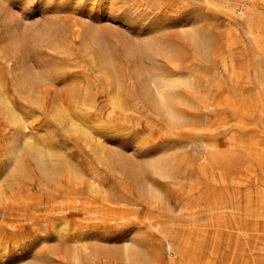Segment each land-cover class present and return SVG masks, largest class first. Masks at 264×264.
Segmentation results:
<instances>
[{"label":"rangeland","instance_id":"rangeland-1","mask_svg":"<svg viewBox=\"0 0 264 264\" xmlns=\"http://www.w3.org/2000/svg\"><path fill=\"white\" fill-rule=\"evenodd\" d=\"M135 64L187 79L174 120L139 94ZM0 97V264H264V0H0ZM31 149L79 179H46Z\"/></svg>","mask_w":264,"mask_h":264},{"label":"bare ground","instance_id":"bare-ground-1","mask_svg":"<svg viewBox=\"0 0 264 264\" xmlns=\"http://www.w3.org/2000/svg\"><path fill=\"white\" fill-rule=\"evenodd\" d=\"M86 25H87V23H86ZM76 28H77V26H76ZM82 29V28H81ZM87 29V28H86ZM99 29V28H98ZM78 30V29H77ZM83 30V29H82ZM95 30V29H94ZM94 30H93V28L91 27V26H89V28H88V30L86 31L87 33L84 35V36H82L81 38H82V40L81 41H83V44L84 45H88L90 42H93V43H95V42H97V43H99L98 42V40H97V36H96V33L94 32ZM96 31V30H95ZM192 33V32H191ZM190 33V34H191ZM200 32H194V33H192V34H198V35H201V34H199ZM80 31L78 32V35H77V37H79L80 35ZM99 34V33H98ZM197 35V36H198ZM195 36V35H194ZM77 39H79V38H77ZM200 39V38H199ZM202 42V41H201ZM198 43H200V41L198 40ZM92 45H94V44H92ZM97 45H99V44H97ZM202 45V44H201ZM102 46V45H101ZM139 46V45H138ZM137 45H135V44H133V43H129V44H127L126 45V47L125 46H123L124 48H125V52H124V54L126 53L127 54V56H129L130 58H132V59H138V54H139V47H138ZM18 47V46H17ZM16 47V48H17ZM90 47V46H89ZM103 47V46H102ZM200 47V46H199ZM88 48V47H87ZM201 48H204L203 47V45H202V47ZM200 48V49H201ZM205 48H207L206 46H205ZM144 51L146 52V47H144ZM15 50V49H14ZM89 50H90V48H89ZM92 50V49H91ZM104 50V48L101 50V52ZM95 51V50H94ZM16 52H18V51H16ZM97 52V51H96ZM95 52V53H96ZM109 52V51H108ZM23 54V53H22ZM97 54V53H96ZM100 56H102V63L103 64H101V65H103V66H105V68L107 69H111V67L112 66H114V65H112L111 64V62H110V60H107L106 58H105V56H104V54L103 55H100ZM107 56H108V54H107ZM23 58V57H22ZM24 60H25V58H24ZM22 61V60H21ZM25 62V61H24ZM21 63V62H20ZM22 64V63H21ZM114 64V63H113ZM144 64V63H143ZM23 66H25V64L23 65L22 64V67ZM100 66V65H99ZM22 67H20V68H22ZM27 67H28V65H27ZM115 67V66H114ZM24 69V68H23ZM143 69V68H142ZM141 69V67H139V65L138 64H135L134 66H133V69H132V73H133V75L135 76V82L137 83L136 85H138V88H139V94L145 99V100H147L148 102H150L153 106H154V108H156L157 110H159L160 112H162L165 116H167L170 120H174V115H175V102H176V100L174 99V95L177 93V92H179V89H180V86L181 85H186L187 86V84H188V81H186L187 79H185L184 78V80H185V82H183V83H181L178 79H173V78H168V77H165V76H160V75H145L144 73H143V70ZM18 70V69H17ZM22 71V70H21ZM20 71V72H21ZM16 75H17V72H16ZM19 75V74H18ZM28 75V74H27ZM132 75V76H133ZM33 76V75H32ZM44 76H45V74H44ZM109 76V75H108ZM111 77V76H110ZM109 78V77H108ZM107 78V79H108ZM21 80V79H20ZM116 80V79H115ZM118 82V81H117ZM20 83V82H19ZM23 83V82H22ZM112 83H115V82H112ZM110 84L111 86H110V89H111V92H110V94L112 93V92H115V93H117L118 94V92L120 93L121 92V87L120 86H118V85H114V84ZM132 83H133V81H132ZM108 84V83H107ZM118 84V83H117ZM134 85V84H133ZM24 86V85H23ZM26 89H27V91H30V93L29 94H34L33 92H34V89H33V87H25ZM23 89V88H22ZM37 89V88H36ZM48 89H49V87H48ZM47 89V90H48ZM49 91V90H48ZM32 92V93H31ZM35 93H36V91H35ZM44 93H46V92H44ZM114 93V94H115ZM113 94V95H114ZM121 94V93H120ZM35 95V94H34ZM39 97H40V95H38ZM110 96V95H109ZM111 97V96H110ZM117 97H118V95H117ZM116 96H115V98H117ZM1 98V97H0ZM111 99H112V97H111ZM119 99V98H118ZM118 99H116V100H118ZM114 100V99H113ZM37 101V100H36ZM4 102V101H3ZM118 102V101H117ZM40 103V102H39ZM38 104V103H37ZM7 105V104H6ZM111 106V105H110ZM52 108H53V106H51ZM57 108V107H56ZM10 110V109H9ZM113 110V109H112ZM56 113H57V110L55 111ZM11 115V114H10ZM12 116H13V114H12ZM10 117L11 119L13 118V117ZM15 117V116H14ZM17 117V116H16ZM52 117V116H51ZM18 119V118H17ZM22 119V118H21ZM13 120V119H12ZM15 120V119H14ZM16 122V121H15ZM14 122V123H15ZM20 122H21V120H20ZM21 124V123H20ZM17 125V124H16ZM66 125V124H65ZM16 128V130H14L13 132V134H12V136L10 137V139H9V142H8V145H9V149H8V162H7V165H5L6 167L4 168L5 170H4V172H3V174H2V176H4V175H6V174H8V173H13L14 171H15V168H16V166H17V164H18V161H17V156L19 155V153H20V151L21 150H23L22 148H23V145L26 143V140H27V134H26V132H25V127L23 126V125H18L17 127H15ZM79 132V131H78ZM84 133V132H83ZM85 136V135H84ZM90 137H91V135H90ZM88 142H90V141H88ZM92 143V142H91ZM97 144V143H96ZM96 144H94L95 145V151H97L100 155V157L103 159V160H105L106 161V163H111L112 161H110V159L109 158H106V157H102V153H103V146L101 145L102 143H100L99 144V142H98V144L96 145ZM31 145H33V143L31 144ZM89 145H91L90 143H89ZM93 146V145H92ZM26 150V149H25ZM41 150V149H40ZM37 150V149H35V150H32L31 149V151H32V154H33V158H34V160H35V164H36V167L38 168V170H39V172H40V174L42 175V176H44L46 179H48V178H52V177H55V176H65V178H67L68 179V183H70L71 184V178H73V179H79V177H80V175L81 174H79L76 170V168L74 167V165H72V164H70V163H68L66 160L64 161V159H63V161H61V160H56V159H53V158H48V157H46V156H44V154L41 152V151H43V150ZM94 151V150H93ZM106 152V151H105ZM104 152V153H105ZM107 153V152H106ZM22 154H23V152H22ZM27 154V153H26ZM47 155V154H46ZM112 155V154H111ZM110 155V156H111ZM49 156V155H48ZM95 156V155H94ZM20 157V156H19ZM152 159V158H151ZM7 160V159H6ZM24 160V159H23ZM96 160V159H95ZM154 160V159H153ZM159 160H160V158H159ZM158 160V161H159ZM101 161V160H100ZM116 162H118V163H121L120 162V160H116ZM137 162V161H136ZM148 162V164H149V167L153 170V172H154V174L156 173V175H157V173L158 174H162V172L164 171V169H162L161 167H160V165H156V163L155 162H151V163H149V161H147ZM146 162V163H147ZM23 163V162H22ZM138 163H141V161H139ZM137 163V164H138ZM160 163V162H159ZM166 163V162H165ZM170 163V161L168 160V164ZM20 164V163H19ZM34 164V165H35ZM75 164V163H74ZM142 164H145V163H143L142 162ZM141 164V165H142ZM148 164H145V165H148ZM144 165V166H145ZM172 165V164H171ZM29 166H30V164H29ZM138 166H139V164H138ZM26 167V166H25ZM125 167H126V171H127V174H128V176L132 179V181H134V183H135V185H136V188H137V190H138V192L140 193V194H144L145 192H147V194L148 195H150V196H154L155 194H154V191H153V189L151 188V186L149 187H147V188H145L144 187V185H143V182L141 181V177H143L145 174H146V172L144 173V175L143 176H140V172H139V169L141 168H139L138 169V167H134L133 165H126L125 164ZM142 167H143V165H142ZM146 167V166H145ZM148 167V168H149ZM170 168H171V166H169ZM27 168V167H26ZM116 168V167H115ZM144 168V167H143ZM149 168V169H150ZM67 169H69V170H67ZM144 169H146V168H144ZM168 169V168H167ZM111 171H112V168H111ZM125 171V170H124ZM141 171H142V169H141ZM144 171V170H143ZM169 171V170H168ZM171 171V170H170ZM125 174V173H124ZM148 174V173H147ZM94 175V174H93ZM147 176V175H146ZM162 176V175H161ZM94 177V176H93ZM158 177H160L159 175H158ZM165 177V176H164ZM4 178V177H3ZM83 178V177H82ZM85 178V177H84ZM83 178V180H86V178L84 179ZM96 178H98V177H96ZM169 178V177H168ZM146 180H147V178H145ZM164 179H166V178H164ZM82 180V179H81ZM92 180H94V179H92ZM98 180V179H97ZM95 182H97L98 183V181H96L95 180ZM95 182H92L91 184H90V187L91 188H96L95 187ZM85 183V182H84ZM147 183V182H146ZM76 185V184H75ZM87 185V184H86ZM86 185H84V186H86ZM147 185V184H146ZM77 186H79V185H77ZM76 186V187H77ZM153 186V185H152ZM97 189V188H96ZM100 189V188H99ZM101 190V189H100ZM103 190V189H102ZM156 192V191H155ZM96 195V194H95ZM62 223H60L59 225H57V230H56V233H57V235L58 234H60L59 232H60V228H59V226L61 225ZM133 248V247H132ZM133 251V250H132ZM125 252H126V255L128 256V255H130V250H129V248H128V246H126L125 247ZM133 254V253H132ZM135 256V255H134ZM130 258V257H129Z\"/></svg>","mask_w":264,"mask_h":264}]
</instances>
